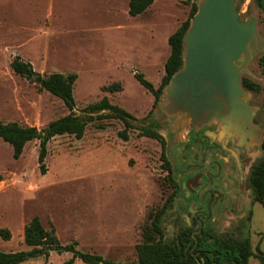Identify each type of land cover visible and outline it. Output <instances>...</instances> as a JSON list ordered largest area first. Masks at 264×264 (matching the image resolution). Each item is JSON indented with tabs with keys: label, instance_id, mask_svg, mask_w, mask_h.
Segmentation results:
<instances>
[{
	"label": "rangeland",
	"instance_id": "1",
	"mask_svg": "<svg viewBox=\"0 0 264 264\" xmlns=\"http://www.w3.org/2000/svg\"><path fill=\"white\" fill-rule=\"evenodd\" d=\"M235 4L243 19L254 17L257 22L250 43L252 59L241 81L247 77L260 85L259 91L246 89L264 139V65L260 62L264 9L257 0ZM128 9L129 0H0L1 122L42 128L69 113L62 99L12 70L16 55L41 73L76 72L73 95L78 114H90L87 106L108 96L136 117L127 140L119 135L123 122L111 117L92 120L82 138L53 137L45 174L39 167V140L28 142L15 158L11 145L0 138V229L11 231L9 240L0 235L1 250L30 249L24 227L38 216L44 227L55 228L62 244L76 240L83 252L138 264L136 245L146 223L161 208L170 180L163 143L141 131L146 124L160 125L158 130L168 139L174 120L161 109L165 95L153 107V94L135 72L143 73L155 87L161 84L170 53L168 38L188 18L191 4L156 0L137 16ZM114 82H121L122 90L103 89ZM262 154L261 146L253 151L246 186L227 211L203 222L204 229L218 236H248L255 253L264 251V207L254 199L249 174ZM177 222L174 217L164 219L169 240L177 227L184 226L183 221ZM193 228L198 233V225ZM71 257V252L52 251L47 259L38 256L20 264H66ZM74 264L88 263L77 258ZM249 264H259L258 258L253 256Z\"/></svg>",
	"mask_w": 264,
	"mask_h": 264
},
{
	"label": "trees",
	"instance_id": "2",
	"mask_svg": "<svg viewBox=\"0 0 264 264\" xmlns=\"http://www.w3.org/2000/svg\"><path fill=\"white\" fill-rule=\"evenodd\" d=\"M156 0H129L128 12L131 16H137L146 12ZM191 4L188 18L169 36L170 53L165 61V75L161 84L155 87L141 72H135V78L154 96L153 107L158 106L165 94V88L170 83L173 75L183 67L184 64V41L183 37L191 25V19L198 11L199 0H183ZM260 7L264 9L263 0H257ZM239 8V7H238ZM237 8V9H238ZM264 65V55L260 58ZM12 70L20 76L34 82L40 90H47L59 97L68 108L69 113L51 120L46 126L39 128L35 125H22L17 121H0V138L9 143L15 158H19L26 144L33 140H39V167L42 174H45L47 167L45 159L48 154V143L57 135L72 134L82 138L88 125L95 118L111 117L119 119L124 124V129L119 135L127 140V131L134 126L133 120L136 117L113 103L108 96L102 97L99 101L87 106L90 114H78L75 110L76 101L73 95L74 85L78 78L76 72L64 74L52 72L41 73L34 69L30 61L20 55H16L10 64ZM245 88L259 91L260 85L249 78L242 79ZM123 86L121 82H114L104 86V90L120 91ZM98 114L99 112H102ZM107 111V113H104ZM96 115H99L97 117ZM160 125L146 124L142 127V135L160 140L164 146L163 159L166 168L169 170L170 180L174 181L172 165L166 155V143L164 135L158 130ZM103 127V126H102ZM263 154L260 160L250 169L249 182L254 199L264 207V140L261 145ZM173 200V195L171 196ZM169 206L168 204L165 208ZM158 210L152 215L149 222L142 230V240L137 243L136 251L138 264H249L253 256L258 258L259 264H264V251L255 253L250 238H236L230 235L218 236L211 230L202 229L193 237V226H183L176 230L174 237L169 240L166 237L164 228L163 211ZM3 239L11 238V231L8 228L0 229ZM24 240L28 250L4 251L0 249V264H20L31 258L44 256L49 258L52 251L59 253L71 252L72 257L66 264H74L75 259H80L88 264H121L105 258L98 253L83 252L76 245L78 241L70 244H62L55 228L47 229L38 216H33L24 227Z\"/></svg>",
	"mask_w": 264,
	"mask_h": 264
},
{
	"label": "water",
	"instance_id": "3",
	"mask_svg": "<svg viewBox=\"0 0 264 264\" xmlns=\"http://www.w3.org/2000/svg\"><path fill=\"white\" fill-rule=\"evenodd\" d=\"M235 1L199 0L183 37L184 64L166 86V103L161 107L174 120L167 145L174 171L171 145L180 142L186 131L219 122L223 133H243L256 111L246 102L249 92L241 73L252 59L250 43L257 22L254 17L243 19Z\"/></svg>",
	"mask_w": 264,
	"mask_h": 264
},
{
	"label": "flooded vegetation",
	"instance_id": "4",
	"mask_svg": "<svg viewBox=\"0 0 264 264\" xmlns=\"http://www.w3.org/2000/svg\"><path fill=\"white\" fill-rule=\"evenodd\" d=\"M255 113L243 133H223L222 125L213 122L201 129L186 131L180 142L172 143L171 154L176 168L175 171L172 168L174 181L169 180L159 209L169 205L163 211L164 219L174 217L178 225L181 221L184 226L198 225L197 232H201L204 220L217 219L227 211L238 192L246 186L252 153L264 140ZM167 145L168 139L166 155L169 158Z\"/></svg>",
	"mask_w": 264,
	"mask_h": 264
}]
</instances>
